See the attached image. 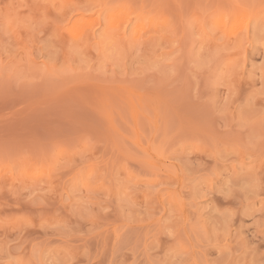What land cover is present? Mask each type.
<instances>
[{
	"label": "rangeland",
	"instance_id": "rangeland-1",
	"mask_svg": "<svg viewBox=\"0 0 264 264\" xmlns=\"http://www.w3.org/2000/svg\"><path fill=\"white\" fill-rule=\"evenodd\" d=\"M0 264H264V0H0Z\"/></svg>",
	"mask_w": 264,
	"mask_h": 264
}]
</instances>
